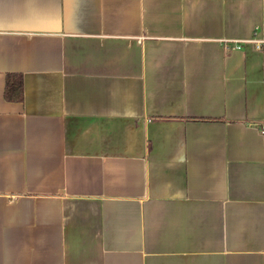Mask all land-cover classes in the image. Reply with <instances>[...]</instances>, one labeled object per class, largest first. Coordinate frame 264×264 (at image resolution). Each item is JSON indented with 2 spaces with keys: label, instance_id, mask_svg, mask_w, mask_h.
<instances>
[{
  "label": "crops",
  "instance_id": "crops-1",
  "mask_svg": "<svg viewBox=\"0 0 264 264\" xmlns=\"http://www.w3.org/2000/svg\"><path fill=\"white\" fill-rule=\"evenodd\" d=\"M0 264H264V0H0Z\"/></svg>",
  "mask_w": 264,
  "mask_h": 264
},
{
  "label": "trees",
  "instance_id": "trees-1",
  "mask_svg": "<svg viewBox=\"0 0 264 264\" xmlns=\"http://www.w3.org/2000/svg\"><path fill=\"white\" fill-rule=\"evenodd\" d=\"M3 95L6 100L21 101L23 98V76L18 72L5 74Z\"/></svg>",
  "mask_w": 264,
  "mask_h": 264
},
{
  "label": "built area",
  "instance_id": "built-area-1",
  "mask_svg": "<svg viewBox=\"0 0 264 264\" xmlns=\"http://www.w3.org/2000/svg\"><path fill=\"white\" fill-rule=\"evenodd\" d=\"M253 41L256 43V46H260L263 43L262 39H253ZM224 48H228L226 44L223 45ZM234 48H239L240 44L238 42H234L233 45Z\"/></svg>",
  "mask_w": 264,
  "mask_h": 264
}]
</instances>
